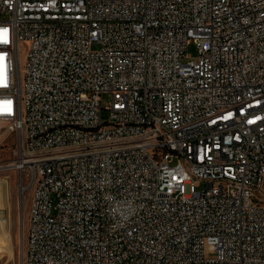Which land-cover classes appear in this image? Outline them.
Masks as SVG:
<instances>
[{
    "label": "built area",
    "instance_id": "2783aa9c",
    "mask_svg": "<svg viewBox=\"0 0 264 264\" xmlns=\"http://www.w3.org/2000/svg\"><path fill=\"white\" fill-rule=\"evenodd\" d=\"M0 124L21 264H264V0H0Z\"/></svg>",
    "mask_w": 264,
    "mask_h": 264
},
{
    "label": "rangeland",
    "instance_id": "374dc122",
    "mask_svg": "<svg viewBox=\"0 0 264 264\" xmlns=\"http://www.w3.org/2000/svg\"><path fill=\"white\" fill-rule=\"evenodd\" d=\"M23 48L18 46V68L23 76ZM186 53L191 59L198 55L197 48L189 44ZM183 61H185L183 59ZM109 103L103 100V106ZM19 139L9 134L0 124V264H21L25 252L26 229L31 200V187L26 169H18ZM21 200L19 199V188ZM264 204V190L260 194Z\"/></svg>",
    "mask_w": 264,
    "mask_h": 264
},
{
    "label": "water",
    "instance_id": "95a60500",
    "mask_svg": "<svg viewBox=\"0 0 264 264\" xmlns=\"http://www.w3.org/2000/svg\"><path fill=\"white\" fill-rule=\"evenodd\" d=\"M21 192H22V187L20 186L19 188V199L21 200Z\"/></svg>",
    "mask_w": 264,
    "mask_h": 264
},
{
    "label": "bare ground",
    "instance_id": "6f19581e",
    "mask_svg": "<svg viewBox=\"0 0 264 264\" xmlns=\"http://www.w3.org/2000/svg\"><path fill=\"white\" fill-rule=\"evenodd\" d=\"M22 190H23V188H22Z\"/></svg>",
    "mask_w": 264,
    "mask_h": 264
}]
</instances>
